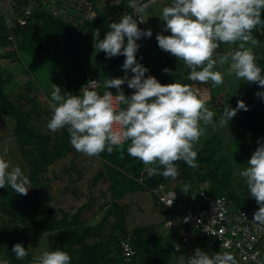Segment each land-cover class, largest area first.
I'll use <instances>...</instances> for the list:
<instances>
[{
	"label": "trees",
	"instance_id": "trees-1",
	"mask_svg": "<svg viewBox=\"0 0 264 264\" xmlns=\"http://www.w3.org/2000/svg\"><path fill=\"white\" fill-rule=\"evenodd\" d=\"M87 1L92 3V15H95L91 21H88L87 18L78 22L83 12L77 4H74L72 8V12L75 13L74 20L56 17L49 10H36L28 25H17L13 28L16 47L8 39L9 30L1 15L0 60L7 57H17L30 78L29 83L31 85L27 89L28 92L32 91V86L35 83L42 87L40 84L42 80L48 76V73L54 72L56 66L61 62L64 65H72L74 68L73 72H70L71 77L65 81L62 89V92L66 91L72 95H81L80 88L87 84L90 79L100 77L102 72H115L119 77L125 75L122 68L125 60L123 55L108 58L104 52L98 51L94 47L93 33L99 30L100 38L103 39L109 30L108 25L114 21H119L113 17L116 5H109L103 9L100 0H98V5L95 0ZM124 1L122 0V2ZM116 2L121 3L119 0ZM128 9L129 7H127V11ZM262 19H264V13H262ZM252 35L257 40L264 39V26L257 27L253 30ZM126 42L125 38V44ZM83 47L97 51L98 64L83 55ZM3 49L5 50L2 51ZM223 50L224 44H221L217 53L220 54ZM22 53L33 59L32 61L36 64L34 71L37 70L38 74H35L30 66L24 64L26 60ZM166 54L165 59L160 57L158 62L151 63L138 50L136 59L148 68L149 71L145 73V76L153 75L162 84L176 81L200 89L208 98L210 110L217 114L214 117L216 125H219L218 117L224 108H235L238 100H243L248 106L247 111L239 110L229 121L231 125L243 128L241 134L226 135L220 131L211 130L212 135L205 137L203 147L199 148L197 144L195 146L198 152L196 159V163L199 164L198 167H189L184 161L176 162L179 176L190 183L191 187L179 185L176 186L175 190L183 191L180 195L182 198L185 193L197 192L199 187L206 183L207 192L215 198L226 197L233 201L238 208H259L255 199L249 195L244 178L239 176V172L247 167V160L258 147V141L264 142V98L258 97L256 93L246 88L249 84L250 86L257 84L237 79L239 90L234 93L227 92L222 98V104L215 105L218 101V95L214 92V87L210 81L200 83L189 80L190 69L184 73L176 74H168L162 71L171 61V54L168 52ZM257 58L258 65L264 69V58L259 56ZM40 59H45V64L49 67V71L43 75L40 72L42 68ZM128 75L129 77L132 75L130 70ZM13 78V71L0 66V110L4 116L15 121L16 140L30 165L31 188L26 196L15 193L10 187L0 188V218L10 222L7 229L0 227V250L5 251L7 257L6 260H1L0 264H4L5 261L8 264L32 263L33 257L39 255L35 254L31 247L28 248V255L23 260H17L12 253L13 245L22 243L24 247H28L31 235L36 232L52 230L60 232L59 248L70 254L72 257L71 264H172L175 262V251L177 250L175 243L180 241L181 236L179 238H176L175 235L168 237V234L166 236L154 225H142L129 230L123 222L117 221L115 227L110 228L111 232L105 238L91 241L97 236L96 230L102 229L111 215L123 209L116 203L117 199L146 189L153 195L155 206H160L161 204L157 202L153 189L161 185L166 188L170 187L167 183L172 180L171 178L165 179L162 175L148 176L144 164L128 154L127 148L131 143L130 141L124 144L123 155H121L120 149L116 148L112 153L104 151L99 156L104 161V166L111 180L110 188L114 202L107 209L106 215L98 225L93 226L87 223L86 210L91 207L90 201L80 206L73 213L60 209L61 217L58 211L52 208L43 211L40 209L38 202L42 193L38 187L40 184H45L40 175L45 173L48 166L56 160L67 156L73 147L66 128L54 136L35 128L33 117L35 114H40V110L35 106L24 109L23 105L17 102L19 100L16 101L10 96L8 86L16 83ZM102 87L103 77L100 88ZM122 88L125 95H131L134 91L128 87L127 83ZM116 91V89L112 90L114 95ZM120 107H124V105ZM101 173L99 172L96 176V181L102 178ZM140 178H143L144 182H140ZM161 207L164 209L165 220L176 216L172 208L164 205ZM126 237L135 250V255L131 261H125L122 254L121 241ZM196 238L193 240H197L200 248L210 252V254L226 252L216 244H209L204 237L197 236ZM191 239L188 238L186 241L189 242ZM181 245V249L188 252L189 246L184 243Z\"/></svg>",
	"mask_w": 264,
	"mask_h": 264
},
{
	"label": "clouds",
	"instance_id": "clouds-1",
	"mask_svg": "<svg viewBox=\"0 0 264 264\" xmlns=\"http://www.w3.org/2000/svg\"><path fill=\"white\" fill-rule=\"evenodd\" d=\"M113 3L119 4L116 0ZM24 11L31 15L32 7ZM262 13L264 0H171L159 16L165 22L164 31L171 34L157 33L156 40L162 51L190 69L191 81H210L216 87L224 83L225 75H234L238 80L264 88V69L258 65L253 47L259 41L252 35L257 27L264 26ZM94 18L91 15L88 21ZM108 29L103 39L99 30L93 33L94 47L108 58L123 55L125 75L109 78L103 94L95 90L99 86L95 80L81 88V95L62 92L60 86L52 83L49 100L52 116L47 128L51 132L66 128L72 147L89 157H99L104 151L112 153L116 148L123 155V146L130 141L128 154L144 164L148 176L162 175L174 180L179 175L176 162L197 166L195 146L205 135L206 126L216 127L217 114L210 110L208 98L200 89L176 81L162 84L153 75L145 76L149 70L136 59L140 47L137 40L150 38V28L141 29L137 19L125 13ZM221 44L237 47L220 55L217 49ZM162 71L167 73L170 69ZM125 83L134 89L131 95L124 94ZM111 88L117 90L115 95ZM256 95L264 98V91ZM239 110H248L243 100H238L235 108H224L218 117L219 126L228 127ZM8 153L7 146L0 147V188L10 187L26 196L31 181L20 166L11 163ZM239 176L244 178L249 195L259 205L253 221L264 223V142L258 141ZM29 247L16 243L12 253L17 260H23ZM71 260L67 251L57 247L34 256L32 264H71ZM180 264H237V260L229 252L209 254L197 247Z\"/></svg>",
	"mask_w": 264,
	"mask_h": 264
},
{
	"label": "rangeland",
	"instance_id": "rangeland-1",
	"mask_svg": "<svg viewBox=\"0 0 264 264\" xmlns=\"http://www.w3.org/2000/svg\"><path fill=\"white\" fill-rule=\"evenodd\" d=\"M11 1L12 0H3V6L8 8L9 4H11ZM100 1L103 4V9H106L109 5L114 4L113 0ZM95 2L97 5L99 4L98 0H95ZM119 2L121 3L114 4L116 6L113 17L120 20L121 16L124 15L125 11H127V7H129V0H125L124 2L119 0ZM170 4L171 0H163L161 2H152L147 7L140 9L145 20L156 33H163L164 35L171 34L170 32L164 31L163 26L165 22L159 17L161 15L162 8ZM77 5L79 9H82V11L89 9V7L87 8V2L85 0H79V4ZM87 14L88 13L82 14V21L85 20ZM258 41V45L253 46L254 51L257 56L263 59L264 39ZM137 43L140 45L138 50L142 53V56L151 63L158 62L160 57L165 59L167 55V52L162 51L159 48L157 40L155 41L150 40L148 37H142L137 40ZM235 47H237V45L224 44V50L220 52V55L227 54L229 51L234 50ZM83 49V55L86 58L90 59V61H94L97 64L99 63L98 59L96 58V50L89 47H83ZM4 50L5 49L2 51ZM22 56L26 60L24 64L30 66V68L34 71L36 64L32 61L33 59L25 53H22ZM40 64L42 66L40 72L43 75L49 71V67L45 64V59H40ZM61 64L63 63L61 62ZM61 64L56 66L55 71L48 73V76L42 80L40 83L42 87H40L38 83H35V85L32 86V91L28 92L27 89L31 85V83H29L30 78L28 74H26L22 63L17 60V57H7L0 60L1 67H5L7 70L14 72L13 80L16 81V83L15 85L8 86L10 88V96L16 101L19 100L17 102H20L24 109H29L33 106L37 107V109L40 110V114H35L33 117V124L35 128L39 129L41 132L50 133L53 136L57 133H60L62 129L56 132H51L47 128V123L52 116L49 107V95L51 96L52 83L60 86L63 89L65 81L71 77L70 72H73L74 69L72 65L63 64L61 66ZM227 67L228 65L226 64L224 66L225 71ZM166 68L170 69V71L167 72L168 74L184 73L188 69L185 67L182 61H178L173 55H171L170 64ZM216 70L220 69L217 68ZM34 72L36 74L38 71L36 70ZM101 76L103 77V87L97 88L95 90L100 94H103L104 90H107L105 87L107 80L109 78H116L119 76L115 72H102ZM238 84L237 78L234 75H225L224 83L220 86L214 87V92L218 95V101L215 103V105L222 104V98L227 92L234 93L235 91H238ZM246 88L250 89L253 93L264 91V88H261L258 84L256 86H250L249 84ZM113 89L115 88H111L109 90L112 91ZM14 128V119L4 116L0 110V147H8V158L10 159L11 163L13 165L20 166L25 175H27L31 180L30 165L27 157L24 156L20 150L19 144L16 140V135L14 133ZM211 130H217L220 131V133L226 135H234V133H236L235 135H238L242 133L243 128H238V126L233 124L231 125L230 122L228 123V127L223 128L219 125H216L215 128L211 125L206 126L207 135L205 133V135L200 138V141L197 143L199 148L203 147L205 137L212 135ZM196 164V167H198V162ZM99 172H102V178L96 181L95 179ZM40 177L45 181V184H40L38 187L42 193L41 199L38 202V205L42 211L52 208L58 211V214L61 217L62 213L59 211L60 209L73 213L80 206L90 201L91 207L86 210V217L88 221L87 223L94 226L100 223V221L106 215L107 209L114 202L112 190L110 188L111 180L108 176L102 158L95 156L89 157L83 153L77 152L74 148L67 156L56 160L53 164L48 166L47 171L41 174ZM167 184H169L170 187L179 185L191 187V184L187 183L185 179H182L179 175L176 177V179L170 180ZM177 191L180 192V190ZM116 203L123 207V209L119 210L116 214L111 215L102 229L96 230L97 232L95 231L97 236L91 239V241L105 238L108 234H110V228L115 227V223L117 221L123 222L125 227L129 230L142 225H154L163 234L165 233L166 236L168 234V237L175 235L176 238H179V236H181L180 240L182 241V237L185 232H189L190 228L185 226H178L169 233L164 230V209L161 207V205L155 206L154 197L149 190L143 189L127 194L124 197L117 199ZM9 224L10 222L0 218V227L2 229H7ZM196 237L197 236H195V238ZM59 240V231H43L36 232L31 235L29 244L34 250V253L40 255L44 251L54 250L55 248L59 247ZM183 243L189 246L188 252L183 251L181 248L176 250V259L172 264H180L181 260L186 259L188 256L193 254L197 247H201L197 240L193 239L186 243L184 240L182 244ZM5 254V251L0 250V261L3 259L6 260L5 258L7 257ZM25 264L32 263L26 262Z\"/></svg>",
	"mask_w": 264,
	"mask_h": 264
},
{
	"label": "built area",
	"instance_id": "built-area-1",
	"mask_svg": "<svg viewBox=\"0 0 264 264\" xmlns=\"http://www.w3.org/2000/svg\"><path fill=\"white\" fill-rule=\"evenodd\" d=\"M85 1L89 9L82 12L83 14L88 13L85 18L87 19L92 15V3ZM161 1L163 0H130L127 11V14L137 19L141 29L150 28L152 30L150 38L155 40L157 33L147 23L140 9L152 2ZM10 3L9 7L5 8L3 0H0V10L9 30L8 39L16 47L13 28L17 25H28L36 10H49L56 17L74 20L75 13L72 12V8L74 4H79V0H12ZM29 6L32 7V14L26 15L24 10ZM81 18L78 22H82ZM92 80L99 83L97 88L102 86L101 76L90 79L87 83H91ZM140 182H144L143 178H140ZM175 187L166 188L161 185L153 189L157 202L172 208L176 213L175 217L164 220L165 231L169 232L178 226L189 227V232H185L182 237L185 242L188 238L194 239L195 236L204 237L209 244H216L222 250L231 253L237 260V264H264V223L253 221L258 207L238 208L226 197L215 198L207 192L206 183L202 184L197 192L185 193L182 198H180L182 191L177 192ZM183 241L175 243L177 250L181 248ZM121 247L124 260L131 261L135 250L128 237L122 239Z\"/></svg>",
	"mask_w": 264,
	"mask_h": 264
}]
</instances>
